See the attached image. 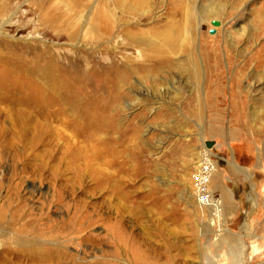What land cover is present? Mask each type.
Wrapping results in <instances>:
<instances>
[{"label": "rangeland", "instance_id": "rangeland-1", "mask_svg": "<svg viewBox=\"0 0 264 264\" xmlns=\"http://www.w3.org/2000/svg\"><path fill=\"white\" fill-rule=\"evenodd\" d=\"M117 2L135 0H0V264H264V65L255 66L264 63V0H145L127 17ZM105 5L116 26L97 40ZM167 22L192 37L198 78L191 65L149 66L109 91L94 61L145 62L122 48L121 30L145 37ZM77 103L91 111V129L76 120ZM19 109L26 116H9ZM68 121L112 148L118 164L108 172L121 180L67 193L62 134L77 139ZM205 159L220 201L212 208L196 198ZM146 243L149 255L138 254Z\"/></svg>", "mask_w": 264, "mask_h": 264}, {"label": "bare ground", "instance_id": "bare-ground-1", "mask_svg": "<svg viewBox=\"0 0 264 264\" xmlns=\"http://www.w3.org/2000/svg\"><path fill=\"white\" fill-rule=\"evenodd\" d=\"M145 3H146L145 0H135V3L131 6H128V7H126L125 5H122L121 2H117V4H115L113 7L110 5H105V6L98 7V9L96 8L97 13L95 16V21L98 23V25H97V27L92 28L93 32H97L96 39L97 40L103 39V35L109 36L114 32L115 21L113 22V20H112L114 15L113 14L111 15V12H110V11H112L113 8L115 11H117V12L119 11V13H122L123 15H125L127 17L129 15L136 13L138 11V9L141 6H143ZM111 7H112V9H111ZM136 14L138 15V13H136ZM81 16H80V18H81ZM171 20H169V21H171ZM171 22H167L163 26L157 27L152 32V34H150L149 36H145V37L144 36H137V35H139V33L143 34V31L141 32V31H138L135 29H134L135 31H132L129 27L121 30V33H123L127 37V40L129 41L128 44L124 45L122 48L126 49L127 48L126 46H128V49H129V47H131L133 49H138L140 51V53L142 54V56L144 55L145 62L138 64V63H134V62L133 63L123 62L122 60H115V59H113L111 62H108V63L94 61V63L96 65H100L101 67H103L104 72L103 71H101V72H103L104 73L103 75L108 79L107 88L109 89V91L113 92L114 90L116 91L117 89H119V87L121 86V84L123 83V81L126 78L125 77L126 74L132 73L135 69H139V68L141 69V68H145V67H149V66L152 67L151 70H153V69L156 71L166 70V71L172 72V71H174V69H176V70L182 69V66L191 65L193 67L195 77L198 78V76H197L198 75L197 60H196L195 54L193 53L192 44L188 43L189 45L187 46L185 43V42L189 41L188 39H190L192 37L189 38L188 33H186L185 36H183L182 34L176 33V30L174 29L173 24H172L173 22L172 23ZM129 30H131L130 31L131 34H130ZM181 32H182V30H181ZM90 42H91L90 44H93L95 42V40H92ZM228 42H230V40H228ZM179 53H184L186 56L184 57V59L182 58L183 60L180 59L181 60L180 62H175L174 57ZM251 59H254V57H252ZM256 61H257L256 65H255L256 68H260L262 65H264L263 60L261 58H256ZM256 72H259V71H255L251 75L253 80H254V90L256 88H258L259 86H261L260 79L258 78L259 76H258V74H256ZM263 74H264V71H263ZM48 87L50 89L53 88L51 86H48ZM55 95H56V97L55 96L54 97L58 101H61L59 93H55ZM110 102L111 101L109 100V103ZM76 107L80 111V114L79 115L77 114L78 117L76 116V120L81 121L80 125L84 129H86V130L91 129L92 124H93V123H91V121L93 120V118H92L93 115L91 114V111L89 112L86 107L84 110L83 107H80V103H77ZM76 107L72 106V108L74 110L77 109ZM90 107L92 108L91 105H90ZM110 107H109V109H110ZM91 108H90V110H92ZM93 108H95V107H93ZM78 109H77V111H78ZM99 109L100 108H98V110ZM106 109H107V107H106ZM106 109H105V111H106ZM103 111H104V109H103ZM41 112H43V110ZM95 112H96V110H95ZM10 113L11 114H9V116H12L14 118H19V117L23 118L27 114V112L24 109H19V112L10 111ZM44 113H46V112L44 111ZM7 114H8V112H7ZM45 115H47V114H44V116ZM80 115H82V116H80ZM96 120H97V118H96ZM60 121L63 122L62 119H60ZM64 124L65 125L67 124V127H72L73 134L75 137H77V139L72 140L69 136L65 135L64 133L62 134L63 140H62L61 146L63 148H65V146H66V150H67L66 154H68L70 156L71 161L69 160V162L66 164V162L64 161L65 160L64 157H62V159L60 161V165H61V163L63 165L66 164L67 165V166H65L66 170H69V171L72 170L70 172H72V175H73L71 177L68 176L69 178L66 179L68 181V185H66V188H68L70 190L67 192L69 195H73V193L76 189V185H79V187L82 188L83 191H85V190H95L96 191L97 188H99L100 186H104V185L108 184L109 181L121 180V178L119 177L118 174H112L111 172H108V169H110L113 166L118 164V162L116 161L118 158H116V153L113 152L112 148H110V147L108 148L107 146L105 147V145L103 144L102 141L95 140L92 137H88V136L86 137V135H85V137L83 136L84 137L83 138L81 131L78 128H76L77 127L76 125H73L74 123L72 124V123H69V121H68V123L64 122ZM80 137L82 138V141H79L78 138H80ZM81 142L83 143V146L80 145V144H82ZM232 164H233V167L238 172H240V173L246 172V170L243 169L238 163L232 162ZM202 165H211V163L209 162V159H205V161L202 163ZM119 169H121V168H119ZM58 171H60V170H58ZM63 175L67 176V174H65L64 172H63ZM89 182H90V184H89ZM84 184H86V186H83ZM108 190L109 189L107 187V188L101 190L100 192H105L107 194ZM85 206H86V204H85ZM117 221L121 223V220H117ZM145 245H148V243L143 244V245L141 244V245L137 246V252H139L138 254L145 253V255H147V256L149 255L148 252H150V247L149 246L147 247ZM143 248H145V249H143ZM59 250H60V248H56L53 252L50 253V255H53L54 253H58ZM29 251L26 249H22L21 253L28 254ZM114 251H116V250H113V252ZM117 254L122 255L123 257L127 256V253L123 252V251H120V252L118 251ZM46 256L47 255H45V258H46ZM122 260L125 261V259H122ZM146 260H147V258H146ZM110 263L111 264H118L117 260L112 261ZM148 264H150V263H148Z\"/></svg>", "mask_w": 264, "mask_h": 264}, {"label": "built area", "instance_id": "built-area-1", "mask_svg": "<svg viewBox=\"0 0 264 264\" xmlns=\"http://www.w3.org/2000/svg\"><path fill=\"white\" fill-rule=\"evenodd\" d=\"M211 165H203L195 180L196 198L203 207H215L219 201L209 187V177L211 175Z\"/></svg>", "mask_w": 264, "mask_h": 264}, {"label": "water", "instance_id": "water-1", "mask_svg": "<svg viewBox=\"0 0 264 264\" xmlns=\"http://www.w3.org/2000/svg\"><path fill=\"white\" fill-rule=\"evenodd\" d=\"M212 25H213V26H219L220 23H219V21H213V22H212ZM212 33H213V31H212Z\"/></svg>", "mask_w": 264, "mask_h": 264}]
</instances>
